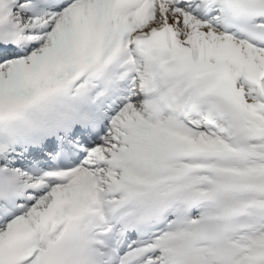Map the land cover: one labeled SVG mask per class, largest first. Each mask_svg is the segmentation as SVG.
<instances>
[{"label":"snow or ice","instance_id":"1","mask_svg":"<svg viewBox=\"0 0 264 264\" xmlns=\"http://www.w3.org/2000/svg\"><path fill=\"white\" fill-rule=\"evenodd\" d=\"M0 264H264V0H0Z\"/></svg>","mask_w":264,"mask_h":264}]
</instances>
